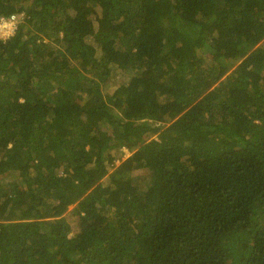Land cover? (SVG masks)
Here are the masks:
<instances>
[{"label": "trees", "instance_id": "trees-1", "mask_svg": "<svg viewBox=\"0 0 264 264\" xmlns=\"http://www.w3.org/2000/svg\"><path fill=\"white\" fill-rule=\"evenodd\" d=\"M22 12L0 264H264V0H0Z\"/></svg>", "mask_w": 264, "mask_h": 264}, {"label": "rangeland", "instance_id": "rangeland-1", "mask_svg": "<svg viewBox=\"0 0 264 264\" xmlns=\"http://www.w3.org/2000/svg\"><path fill=\"white\" fill-rule=\"evenodd\" d=\"M100 17L99 14V10L96 8L93 10V18L95 19V21H97V19ZM125 74L123 72H115L113 74V78L111 79V81H113V84H115L114 86H117L118 84H123L125 82H127L129 80V78L132 76V70H127L124 71ZM113 86H111L110 84H105V92H107L108 89H112ZM124 154H123V158L127 157L129 155L128 151L126 149H124ZM117 163H119V160L117 161ZM74 206H70L69 207V212L67 213V218L71 221V223H73V225L75 226L74 228H80V226L76 225L75 223V219H73V215H74Z\"/></svg>", "mask_w": 264, "mask_h": 264}, {"label": "built area", "instance_id": "built-area-1", "mask_svg": "<svg viewBox=\"0 0 264 264\" xmlns=\"http://www.w3.org/2000/svg\"><path fill=\"white\" fill-rule=\"evenodd\" d=\"M25 13L12 14L10 17H0V37L7 38L14 33L18 20L22 19Z\"/></svg>", "mask_w": 264, "mask_h": 264}]
</instances>
